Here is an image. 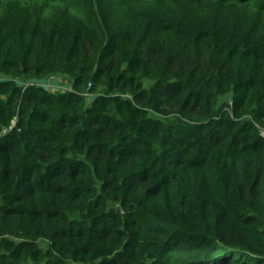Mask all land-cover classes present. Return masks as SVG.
<instances>
[{"label": "trees", "instance_id": "obj_1", "mask_svg": "<svg viewBox=\"0 0 264 264\" xmlns=\"http://www.w3.org/2000/svg\"><path fill=\"white\" fill-rule=\"evenodd\" d=\"M263 131L264 0H0V264H264Z\"/></svg>", "mask_w": 264, "mask_h": 264}, {"label": "rangeland", "instance_id": "obj_2", "mask_svg": "<svg viewBox=\"0 0 264 264\" xmlns=\"http://www.w3.org/2000/svg\"><path fill=\"white\" fill-rule=\"evenodd\" d=\"M56 79V80H55ZM70 80H60L55 76H50V77H45L42 79H38L35 82H37L38 84L45 86L47 89H51L54 91H64L65 88V84H66V89H70L71 88V83L69 82ZM33 81L27 82L28 84H32L35 83ZM26 83V84H27ZM89 85V84H88ZM98 94V93H97ZM95 93H92L91 95H86L87 98V102H90V100H92V98L95 96ZM226 103H230V95L225 94L223 97H221L220 103L223 105ZM264 133V131L262 132V134ZM264 135V134H263Z\"/></svg>", "mask_w": 264, "mask_h": 264}, {"label": "crops", "instance_id": "obj_3", "mask_svg": "<svg viewBox=\"0 0 264 264\" xmlns=\"http://www.w3.org/2000/svg\"><path fill=\"white\" fill-rule=\"evenodd\" d=\"M55 77H57L58 79H60V80H67V78L66 77H62V76H55ZM56 80V79H55ZM70 82V81H69ZM71 83V82H70ZM64 89H66V84H65V88Z\"/></svg>", "mask_w": 264, "mask_h": 264}, {"label": "built area", "instance_id": "obj_4", "mask_svg": "<svg viewBox=\"0 0 264 264\" xmlns=\"http://www.w3.org/2000/svg\"><path fill=\"white\" fill-rule=\"evenodd\" d=\"M89 86H90V83H89ZM84 94H87V95H89V93L88 92H84ZM15 123V121L14 120H12V125ZM11 125V126H12ZM264 134V133H263Z\"/></svg>", "mask_w": 264, "mask_h": 264}, {"label": "clouds", "instance_id": "obj_5", "mask_svg": "<svg viewBox=\"0 0 264 264\" xmlns=\"http://www.w3.org/2000/svg\"><path fill=\"white\" fill-rule=\"evenodd\" d=\"M65 90V89H64Z\"/></svg>", "mask_w": 264, "mask_h": 264}]
</instances>
